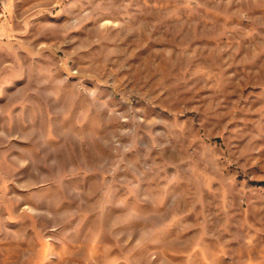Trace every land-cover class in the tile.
Wrapping results in <instances>:
<instances>
[{"label": "rangeland", "instance_id": "obj_1", "mask_svg": "<svg viewBox=\"0 0 264 264\" xmlns=\"http://www.w3.org/2000/svg\"><path fill=\"white\" fill-rule=\"evenodd\" d=\"M0 264H264V0H0Z\"/></svg>", "mask_w": 264, "mask_h": 264}]
</instances>
